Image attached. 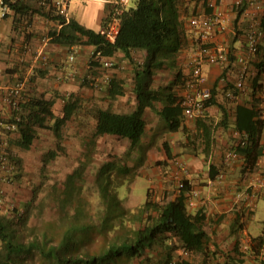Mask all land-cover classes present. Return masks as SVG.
<instances>
[{"label":"crops","instance_id":"1","mask_svg":"<svg viewBox=\"0 0 264 264\" xmlns=\"http://www.w3.org/2000/svg\"><path fill=\"white\" fill-rule=\"evenodd\" d=\"M236 1L208 0V5L217 3L224 11L225 26L223 32L211 39L210 45L224 48L228 54L225 64L205 63L203 67L204 85L212 89L215 102L207 107L204 116L195 119L187 117L183 110L179 116L181 126L176 131H170V120L160 115L164 107L162 102H155V110L146 106L142 112L146 121L145 133L137 146L132 147L129 139L115 135L105 134L93 138L95 121L91 113L96 108L124 113L138 110L140 102L135 92L136 65L138 61L148 59V52L135 49L126 55L117 51L110 56L115 60L112 69H98L90 62L93 45H63L51 40V32L61 27L52 18L56 15L52 3L20 0L19 12L0 18V149L4 146L16 149L3 137L7 133L5 124L15 116V111L4 101L3 96L7 87L16 85L29 75L27 95L50 100L56 116L63 115L69 99L80 100L81 109L63 126L62 131H68L70 147L81 144V141L86 149L91 150L94 145L96 149L102 148L103 151L117 154L116 160L109 159L108 162H113L115 169L122 170L120 183L127 179L129 186L132 185L134 189L142 177L150 183L148 191L153 199H173L178 193L175 161L185 163L187 173L184 178L190 189L199 191L197 207H188V210L192 213L202 210L207 217L204 225L208 234L207 253L191 252L185 256L181 253V242L169 237L159 247L160 251L155 253V263L170 252L173 260L180 264H262L264 242L260 244L259 240H264V193L259 191L258 183L264 173V0H259L261 8L255 11L259 14L263 33L259 51L248 58L246 91L234 98L236 81L242 68L239 60L247 57L245 31L248 26V18L243 14L238 15ZM202 3L203 0L196 2L198 7ZM107 9L108 4L104 0H91L75 10V14L69 13V20H76L87 28L99 31ZM190 32L193 30L187 24V40L177 54L174 67L152 69L151 80L147 84L149 89L172 85L177 73L181 72L176 83L186 81L184 85L176 84L173 94L184 98L193 94L186 83L198 51V41L195 33ZM42 51L49 59L48 66L43 64ZM72 52L76 53V60L69 65L68 56ZM71 71L76 77H68ZM90 76H96L104 82L101 91L84 84L83 79ZM105 76L109 77L106 83ZM113 78L119 79L124 87V94L114 99L108 96L107 91ZM249 110L254 114L251 115ZM245 111H248L247 115ZM89 121H92V127ZM247 127L258 129L260 154L253 168L248 167L244 149L238 148ZM10 137L18 139L20 133L16 129ZM92 138L94 143L91 142ZM48 140L55 142V133L38 128L32 147L38 157L37 166L41 164L40 157L48 148H54L53 141L51 143ZM232 150H239L240 158L225 165L224 160ZM20 155L22 164L29 169L33 164L29 163L23 152ZM122 158L128 161H122ZM130 158L133 159L132 163L129 162ZM158 163L162 164L156 166ZM109 174L112 182V172ZM2 176L0 172V189L6 192L7 199L11 201V198L21 195L22 187L18 188L19 184L14 187L17 182H3ZM128 189L130 194L131 190ZM116 193L119 192L116 190Z\"/></svg>","mask_w":264,"mask_h":264},{"label":"trees","instance_id":"2","mask_svg":"<svg viewBox=\"0 0 264 264\" xmlns=\"http://www.w3.org/2000/svg\"><path fill=\"white\" fill-rule=\"evenodd\" d=\"M5 1L10 7L8 15L20 11V0ZM198 1L191 0L194 3ZM182 2L183 0H130L120 15V30L115 42L109 41L100 30L87 28L76 20L67 21L65 15L59 13L52 4L56 14L52 18L61 25L59 29L51 32L53 42L63 45H93L105 56H112L117 51L129 55L135 49H144L148 52V59L143 61L142 65L139 61L136 65L135 92L140 102L138 110L124 113L96 108L91 113L95 121L93 138L105 134L115 135L118 138L129 139L132 147L137 146L146 130V121L142 116L143 109L148 106L155 110V102L164 104L160 115L167 121L170 120L168 126L170 131H176L181 126L179 116L184 110L185 98L173 94L174 86L178 83L184 85L186 81L176 83L181 72L177 73L176 81L170 86L152 90L147 84L151 80L153 68L174 67L177 54L187 40V22L192 16L189 18L182 14ZM112 7L108 4L102 26L108 20ZM195 7H198L197 4ZM201 7L202 10L196 13L212 11L208 0H203ZM236 8L238 15H242L247 8V0H242ZM91 64L100 69L98 62L91 61ZM84 84L88 82L84 81ZM107 91L112 99L123 95L122 82L119 79H111ZM213 94L212 91V97L206 103L207 107L215 102ZM79 109H81L80 100L69 99L64 106L63 115L59 117L54 114L50 100L26 95L19 110L15 111V116L8 122L15 121L16 129L20 133V137L15 139L10 137V134L16 129L7 130L6 140L16 149L12 151L8 149L10 152H7V148L2 147L0 151H5L10 160L15 157L14 164L21 166L22 157L19 156V151L33 150L37 129L52 130L55 133L56 144L42 155L41 164L45 167L61 153V150H64L63 126L77 114ZM249 112L251 115L254 114L251 110ZM247 113L248 111H245L246 115ZM17 115L20 116L19 121H16ZM246 133L249 143L244 149L245 158L248 167L253 168L260 154L258 129L247 127ZM92 143H94L93 139ZM165 147L170 156L169 148L167 145ZM85 167L86 163L80 162L78 167L67 176L64 189L66 195L61 199L60 206L65 208L66 205L74 203L75 211L59 234L55 232L56 226L45 224L42 228H34L36 230L31 238L25 240L19 227L20 223L23 225L22 228L28 226L27 215L24 217L20 215V208L15 203L8 204L10 200L7 199L6 192L0 189V264H129V261L137 257L140 258L139 264H147L145 254L147 259L152 258L169 237H175L181 242V248L184 247L190 252L207 253L208 234L204 229L206 213L202 210H197L195 213L188 210L185 191L190 189V185L186 179L184 187L178 190L173 199L156 200L148 191L145 202L129 210L121 205L116 193L109 190L110 182L104 181H111L109 173L115 169L113 162L105 163L100 167L98 174L100 195L105 208L101 210L98 222H82L81 216L86 214L88 202L80 196L82 187L77 179L81 178ZM11 177L9 175L8 181L3 180V182L11 183ZM72 193L76 194L74 200L71 198ZM33 203L34 200L31 198L23 205L29 208ZM12 213L16 221L11 218ZM111 231L116 237L106 239L100 244L99 250L82 249L84 243L93 239V236H107ZM263 242V239L259 240L260 244ZM35 257L37 260L34 259ZM123 258L127 261H122ZM172 261L169 252L168 256L158 260L157 263L153 260V264H170Z\"/></svg>","mask_w":264,"mask_h":264},{"label":"rangeland","instance_id":"3","mask_svg":"<svg viewBox=\"0 0 264 264\" xmlns=\"http://www.w3.org/2000/svg\"><path fill=\"white\" fill-rule=\"evenodd\" d=\"M91 0H71L68 8V14H73L77 12L80 7ZM196 3L191 2V0H183L181 11L183 15L187 17H191L196 13V11L202 10V7H195ZM75 14V13H74ZM188 21V20H187ZM189 26V22H187ZM194 33V32H190ZM88 78H85V82L89 81ZM87 86V85H86ZM88 86L93 90L101 91L102 89L93 88L89 81ZM92 121H89V125L92 127ZM4 132V131H3ZM5 133V132H4ZM6 134L3 135L4 140H6ZM68 131L63 132V140L62 143L64 145V150H61V153L51 162H49L45 167L42 164L37 166L36 160L37 156L34 154V150L31 152L20 151V153H24L25 158L29 159V163L33 164L29 169L26 168V165L23 164L15 165V157H12L11 163L14 165V170L11 173V183L14 184V187L18 185V188L22 187L20 192L21 195L15 196L12 201L8 202V204L13 205L15 203L20 208V215L26 216L28 218L27 227L22 228L23 225L20 223V231L25 240H29L31 238L32 233L38 228H42L45 224H49L52 227H55L56 234H59L66 224L71 220L74 214V203L68 204L65 208L60 206L61 199H64L66 195L65 184L67 180V176L75 170L76 167L80 164V162L86 163V167L83 170L82 176L80 179H77L79 185H81L82 189L80 192V196L83 200L88 202L86 206V214L81 216L82 222H90V221H99V214L101 210L105 208V203L100 195V185L98 174L100 167L110 161L109 159H117V154H114L113 151L106 152L101 148H93L86 149L83 145V142L79 141L81 144H77V146L70 147L71 138L68 136ZM93 139V138H92ZM94 140V139H93ZM52 143L51 140H48ZM74 141V140H72ZM92 142V141H91ZM54 146L55 142L53 141ZM6 149V146L3 147ZM9 147H7L6 151L10 152ZM12 151V150H11ZM142 152V151H141ZM21 157V155L19 154ZM26 159V161H27ZM42 156L40 157V160ZM122 161H128L126 158H122ZM130 163L133 162V159L130 158ZM162 163L156 164V166L161 165ZM164 169V168H163ZM121 169H114L112 172V182L110 180H104L106 183H109V190L113 193H116V190L119 193H116L117 197L122 200V205L124 208L133 209L140 205H142L147 196L148 188L150 187V183L147 182L142 177L136 182L133 186H129L128 180L124 179L123 183H120L121 178ZM165 171V170H164ZM130 174V173H129ZM132 174V173H131ZM130 174V175H131ZM15 175H20L16 177ZM119 183V184H118ZM24 184V185H22ZM118 185V187H117ZM128 187L131 192L129 194ZM133 189V190H132ZM133 191V192H132ZM16 194V193H15ZM75 193L71 194L72 200L75 199ZM33 198L34 203L29 208L25 207L23 204L26 203L29 199ZM131 198V199H130ZM140 204V205H139ZM11 211V208H9ZM12 219L16 221V217L14 213L10 214ZM34 228H36L34 230ZM113 231L109 232L107 236H93V239L84 243L82 249L83 250H91L97 251L100 249V244L105 242V240L110 239L112 237H116ZM156 254L152 258H148L145 254V259L147 260V264H153V260L156 258ZM34 259L37 260V257ZM153 259V260H152ZM122 261H127L126 258L121 259ZM38 262V261H36ZM129 264H139L140 258H134L133 260L128 262ZM38 264V263H37ZM116 264V263H110Z\"/></svg>","mask_w":264,"mask_h":264},{"label":"built area","instance_id":"4","mask_svg":"<svg viewBox=\"0 0 264 264\" xmlns=\"http://www.w3.org/2000/svg\"><path fill=\"white\" fill-rule=\"evenodd\" d=\"M44 3L51 1L55 6L56 10L65 15L67 21H69L68 8L71 0H42ZM106 3L111 4L112 10L108 17V20L101 26L100 32L109 41L115 42L117 35L120 30V15L123 13L124 9L128 6L130 0H104ZM242 0L236 1V6L240 5ZM212 7L210 13H195L189 20V26L195 33V39L198 41V51L192 61L191 75L187 80V86L193 91V94H188L183 102L184 114L192 119L202 117L205 115L207 109V101L212 97V89L205 86V75H204V64H219L223 65L228 60V54L224 48L214 47L210 45L211 39L225 29L224 26V11L219 7L217 3H210ZM261 8L259 0H247V8L244 10L243 15L248 18V26L245 31V46L247 50V57H241L240 63L242 68L239 72L238 79L236 81L237 91L233 93V97L237 98L239 93H244L247 89L246 79L248 74L249 57L255 55L259 51L260 41L262 38L261 30V20L258 11ZM10 7L5 0H0V18H4L8 15ZM26 48H28L26 46ZM41 57L43 64L45 66L49 65V59L45 55L44 51L41 52ZM76 60V53L72 52L68 56V63L73 64ZM98 62L101 70L112 69L115 66V60L110 56H105L98 51L95 47L90 55V62ZM142 65L143 61H139ZM68 77L74 78L76 75L73 71L68 74ZM89 78L91 85L98 89H102L104 82L100 81L96 76L85 77ZM85 78L83 80H85ZM105 83L109 81V77L105 76ZM30 80L28 75L22 81H19L16 85L7 87V90L3 96L4 101L11 107L13 111H17L20 108L21 103L24 101L27 95V83ZM16 121L20 120V116L17 115ZM16 122L6 123L4 128L6 130L16 129ZM249 143V138L247 133L243 134L238 148L245 149ZM239 150H232L224 160L225 165H228L232 160L240 158ZM175 165L178 172L175 174V180L177 182V188L182 189L184 187V175L187 173L185 168V163L181 160H176ZM14 170V165L8 157L5 151H0V172L3 173L2 179L8 181L9 175ZM259 191L264 193V173L262 174L260 181L258 183ZM199 196V191L196 189H189L185 191V201L188 207L196 208L197 200ZM264 248V244H263ZM181 253L185 256L190 255V251L186 248H181ZM170 264H180L178 261H172Z\"/></svg>","mask_w":264,"mask_h":264}]
</instances>
